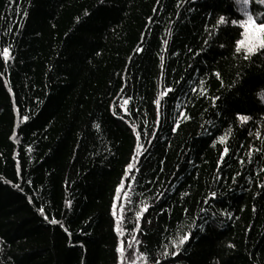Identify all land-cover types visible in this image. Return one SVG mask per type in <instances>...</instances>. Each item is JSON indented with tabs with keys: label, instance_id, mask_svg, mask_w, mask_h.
Here are the masks:
<instances>
[{
	"label": "trees",
	"instance_id": "16d2710c",
	"mask_svg": "<svg viewBox=\"0 0 264 264\" xmlns=\"http://www.w3.org/2000/svg\"><path fill=\"white\" fill-rule=\"evenodd\" d=\"M242 7L0 0V264H117L118 243L123 264H264V56L236 51Z\"/></svg>",
	"mask_w": 264,
	"mask_h": 264
},
{
	"label": "snow or ice",
	"instance_id": "6c2138e0",
	"mask_svg": "<svg viewBox=\"0 0 264 264\" xmlns=\"http://www.w3.org/2000/svg\"><path fill=\"white\" fill-rule=\"evenodd\" d=\"M103 2V0H101ZM237 4H242L243 7L241 9L243 18H237V19H232L231 23L232 25H238L239 28L242 30L240 35L242 39H237L235 41L236 45V51L240 52L241 48L244 49V59L249 60L251 57L259 54L264 56V13L261 12H255L253 13L251 9L249 8V3L250 0H236ZM255 3L261 6H264V0H255ZM88 13L85 12V15ZM226 18L221 15L217 21L216 24L217 26L226 24ZM207 43V41H205ZM223 47V45H221ZM139 51V50H138ZM0 58H2L5 62L9 61L11 59L10 56V46L4 47L2 51H0ZM217 76V79H220L219 73L215 74ZM171 91V90H169ZM194 91V90H193ZM206 91V90H205ZM204 93L202 92L201 95ZM260 98L261 101H264V89L261 90L260 93L257 94ZM219 99V97L213 98ZM158 103V101H155ZM128 101L125 100L124 104H127ZM182 116H184V119H188L184 113H181ZM237 120H239L241 123H246L250 120V117L247 115H241L237 113L236 116ZM176 129L174 128L173 131ZM221 143H224V141L227 139L226 137H218L217 138ZM251 151V149H250ZM228 153V148L225 147L223 149V152H221V159L224 158L225 154ZM133 165L129 163L127 165V169H131ZM126 169V170H127ZM121 187L118 186L116 188V193L120 194L121 193ZM123 195L127 199L129 197V194L127 192H124ZM66 205H70V201H65ZM117 207H120L122 210L124 209V204H113L112 208L115 210ZM149 205L145 204L143 205V208L141 209L140 212L136 213V216L139 218L143 212H146L148 210ZM43 212V210H41ZM113 216L115 217V211H113ZM51 224L55 225L58 224L59 222L55 219L49 221ZM119 223V220L117 221ZM63 227V225H60ZM118 235H123L124 231L121 230L120 227H117L114 229ZM136 231L140 230V224L139 220L137 221L136 224ZM200 230L203 231V227H200ZM193 235V233L190 232H184L183 234H178L174 238L170 239L168 243L163 245V251L160 253L161 257L167 258V257H176L182 250V248L190 242V237ZM135 242L137 244H140L141 241L137 237H133ZM231 246V245H230ZM116 253L118 254L117 256V264H123V258L125 255V249L124 246L120 243L117 244L115 248ZM136 253L131 250V247L129 246V255H135ZM140 257L145 260V264H147L148 257L145 253H140ZM129 264H135V261L130 260ZM152 264H161V260L159 259H154L152 260ZM165 264H171V261L165 260Z\"/></svg>",
	"mask_w": 264,
	"mask_h": 264
}]
</instances>
